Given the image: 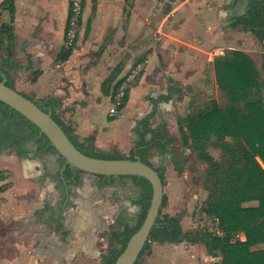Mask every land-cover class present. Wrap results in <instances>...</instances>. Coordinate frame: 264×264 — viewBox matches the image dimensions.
I'll return each instance as SVG.
<instances>
[{"label":"crops","instance_id":"crops-1","mask_svg":"<svg viewBox=\"0 0 264 264\" xmlns=\"http://www.w3.org/2000/svg\"><path fill=\"white\" fill-rule=\"evenodd\" d=\"M4 1L0 0V27L11 23L13 38L4 44L0 60L8 58L9 47L20 65L12 71L22 88L16 89L34 101L55 98L56 113L81 139L94 136L97 147L125 155L139 141L140 121L153 114L152 127L166 124L172 142L164 150L153 149L150 160L154 167L165 169L166 177H174L165 184L171 206L175 199L180 201L181 176L194 158L184 137L187 127L182 129L180 121L197 102L218 97L215 59L234 49L250 55L259 68L263 63L264 40L232 27L234 18L247 11L249 0H85L79 37L84 27L87 34L64 61L58 55L66 47L70 0H14V15ZM140 62L145 69L129 88L124 106L111 115L119 83ZM9 160L13 164L14 159ZM4 162L0 156V167L10 166ZM27 162L18 200L8 191L0 194L2 200L9 197L7 202L0 200V264H82L89 254L102 264L103 253L96 254L93 240L84 239L90 223L72 228L61 211L67 185L59 183L63 191L56 200L61 199L62 205L54 216L48 196L54 193L55 179L37 177L43 166ZM96 188H102L100 183ZM82 190L79 197L91 203L92 198L82 193L85 187ZM166 213L183 211L177 207ZM182 225L191 231L192 220L186 214ZM199 244L155 242L141 264L207 263L193 253Z\"/></svg>","mask_w":264,"mask_h":264},{"label":"trees","instance_id":"trees-1","mask_svg":"<svg viewBox=\"0 0 264 264\" xmlns=\"http://www.w3.org/2000/svg\"><path fill=\"white\" fill-rule=\"evenodd\" d=\"M3 6H7L14 15V0H5ZM232 27H242L252 32L257 40L263 41L264 0H249L247 11L234 18ZM12 38L13 25L2 24L0 53L4 44ZM73 48L65 47L59 53L58 60H67ZM7 49L8 58L0 60V81L5 80L8 86L16 89L12 71L19 69L20 65L13 58L9 47ZM215 67L219 84L218 97L197 102L194 109L180 121V126L182 129L187 127L184 137L194 159L208 166L202 181L203 190L208 193L203 202V212L219 219L222 234L208 230L204 232L203 228L185 230L182 225L183 214L170 215L163 212L162 208L168 202L165 194L160 215L135 264H141L142 259L152 253L154 242L204 243L209 254L219 257L220 264H264V247L257 248L264 245V165L258 159L261 157L264 161V55L259 68L247 53L227 49L223 56L215 59ZM35 102L45 111L51 112L75 146L89 156L132 160L139 157L154 166L150 160L152 150H164L172 142L166 124L153 128V114H149L139 123V141L129 155L110 152L97 147L94 136L81 139L72 126L64 123L56 113L55 98ZM3 122H7L6 132L13 138L4 145L0 141V154L5 148H11L19 156H26L31 151L26 143L33 141L36 145L34 156L59 155L61 169L57 176L60 184L77 186L81 183L84 171L67 163L38 126L0 101V124ZM213 142L219 146V156L211 151ZM155 168L160 172L165 185V169ZM176 169L179 173L184 170L178 165ZM97 177L104 179V182H99L101 187L117 179L128 178L141 188L139 197L134 201L140 205L134 223L124 222L121 228L113 229L109 234L110 248L102 254V264H115L131 236L143 224L151 205L153 188L148 179L136 175ZM251 201H257L258 205L245 204ZM68 233L64 232L65 235Z\"/></svg>","mask_w":264,"mask_h":264},{"label":"rangeland","instance_id":"rangeland-1","mask_svg":"<svg viewBox=\"0 0 264 264\" xmlns=\"http://www.w3.org/2000/svg\"><path fill=\"white\" fill-rule=\"evenodd\" d=\"M83 31H84L83 34H81V36L78 37V40L73 47L75 46L77 47L79 41L86 36L88 30L84 27ZM91 53L92 52L89 53V56H91ZM27 76L28 79L31 78L30 74H28ZM14 79H15V86L21 88V85L19 84L18 81L19 80L18 77L15 76ZM27 93H31V92L27 90ZM32 145L33 147L36 146L33 141H32ZM213 146L214 147L211 148V151L214 153L215 156H219L220 154L219 146H217L215 142H213ZM0 156H2V158L7 161L4 162L5 164L10 165L7 168L3 166L0 167V194L8 191L9 192L8 195L10 197L15 196L16 199L18 198L17 188L19 186V182H21L22 179L27 177L28 166H26L25 164L26 161H21V162L18 161L14 153H7V154L1 153ZM10 157L14 159L13 164L9 163ZM52 157H53V161L51 164L53 165V171L56 173L60 169L59 155L53 154ZM43 158L44 156L43 157L39 156L36 157L35 159H31L30 162L27 163L34 164L37 162L43 166L44 171L41 174L37 175V177L43 178L44 180L54 179L52 175H50L48 172L47 173L45 172L47 166ZM258 159L264 165V161L262 160V158L258 157ZM23 164H25V169ZM207 167L208 166L206 163L196 161L193 158L190 163V167H189L190 169H188L185 172V174L181 176L184 184L183 186L184 191L182 193V197L180 201H178V199H175L172 206H171V202L168 201V204L162 208L164 213H166V211L170 208H172L173 210L176 209L177 207L182 208L183 214H186L189 220H192L191 231L202 229L203 227L208 226L211 221V218L207 216L208 214L206 212H203V202L207 198L208 193L203 190L202 181L205 178V172ZM82 176L86 179V181L84 182V185L80 187V191H83L82 189L85 187L86 191L82 193L90 196L92 198V201L91 203H89L85 198L81 196L79 197L80 194L79 193L78 199L76 200L77 206L74 207L72 205L70 209H67L65 211L66 213L65 218L68 220L69 226L72 228L84 226L85 225L84 223L86 222H88V224L90 223L88 227L89 229L87 228L89 230L88 233H86L85 235L84 232L82 233L81 231V233L82 235H84V239H88V242L89 240H93V249L96 250V254L97 252L105 253L110 248V243H109L110 232L115 228H121L124 222H130L131 224L134 223L136 216L140 211V205L135 203L134 201L139 197L141 188L137 186L131 179L125 178V179H117L112 184L104 185L100 190H98L96 188V184H98L99 182L101 183L104 182L103 178H97L85 172L82 174ZM166 178H167L166 180L167 183L170 182V179H174V177L172 176H168ZM59 185L60 184L56 182V184L54 185L55 186L54 193L48 196L49 198L48 202L52 201L51 199H53V204L55 207V210L53 212L54 216L58 211H60L62 205V203H60L61 199L56 200V195L62 196L61 193L63 190L60 188L63 187H59ZM177 192L180 194L179 191ZM7 200H9V197H7L6 200H2V201L7 202ZM180 202H183V204H180ZM245 204L258 205V202L251 201ZM82 208L86 209L85 213L82 211ZM79 215L81 219L84 220V222L79 223L80 220ZM90 215L91 216L93 215L95 219L91 220L92 217H90ZM43 227L45 228V226ZM73 237L74 234L72 232L69 235V238L72 239ZM241 238L244 239V236L241 235ZM195 247H197V251L193 250V253L196 256L198 255V258L200 259L203 260L206 259L207 263L204 262V264L205 263L220 264L219 257H216L214 255L211 256L206 252L204 243H200ZM261 247H264V245L258 246L257 248H261ZM85 257L87 261L82 264H101L100 259L97 257L91 259L90 254L85 255Z\"/></svg>","mask_w":264,"mask_h":264},{"label":"water","instance_id":"water-1","mask_svg":"<svg viewBox=\"0 0 264 264\" xmlns=\"http://www.w3.org/2000/svg\"><path fill=\"white\" fill-rule=\"evenodd\" d=\"M0 101L18 111L39 127L55 149L72 167L85 173L98 176H140L150 181L153 188L151 205L141 227L131 236L124 251L115 264H135L145 247L151 231L155 226L163 206L165 185L160 172L143 162L139 157L129 158H97L79 150L66 134L62 126L53 118L51 112L45 111L33 99L25 96L17 89L0 81ZM80 190V188L78 189Z\"/></svg>","mask_w":264,"mask_h":264},{"label":"built area","instance_id":"built-area-1","mask_svg":"<svg viewBox=\"0 0 264 264\" xmlns=\"http://www.w3.org/2000/svg\"><path fill=\"white\" fill-rule=\"evenodd\" d=\"M84 1L85 0L69 1V16L65 41V45L67 48L73 47L78 40L81 20L84 13ZM144 69L145 63H137L136 65L131 67V69L123 77L113 97V104L110 108L111 115H116L124 106L129 88L136 81V79ZM207 216L211 218V221L208 226L203 227V231L205 232L206 230H208L215 234H222L219 219L209 214Z\"/></svg>","mask_w":264,"mask_h":264},{"label":"flooded vegetation","instance_id":"flooded-vegetation-1","mask_svg":"<svg viewBox=\"0 0 264 264\" xmlns=\"http://www.w3.org/2000/svg\"><path fill=\"white\" fill-rule=\"evenodd\" d=\"M6 124H7V122H3V123H1L0 124V141L2 142L1 144H6L7 142H11V140H12V138H13V136H11V134L10 133H7L6 132ZM26 147H28L31 151L26 155V156H19L13 149H11V148H5L4 150H3V152L2 153H14V155H15V157L18 159V161H30L31 159H35L36 157H39V156H34V154H35V151H36V146L35 147H33V145H32V141H28L27 143H26ZM52 155L53 154H48V155H44V160H45V162H46V166H47V168L45 169V172L47 173H49L50 175H52L53 176V178L55 179V181L57 182V183H60V181L58 180V176H57V173L60 171V169H61V165H60V169L55 173L54 171H53V165L51 164L52 163V161H53V158H52ZM41 157H43V156H41ZM60 163V162H59ZM60 177H62V176H60ZM49 178V177H48ZM84 184V178L82 177V181H81V183H80V185L79 186H75V187H69V186H67V190H66V194H67V196H66V198L64 199V204H63V206H62V209H61V211L63 212H65L67 209H70L71 207H72V205L74 206V207H76L77 206V202H76V200L78 199V194H79V192H78V188L79 187H82V185ZM59 187H61L60 185H59ZM61 189V188H60ZM50 210H55V207L53 206V207H50Z\"/></svg>","mask_w":264,"mask_h":264}]
</instances>
